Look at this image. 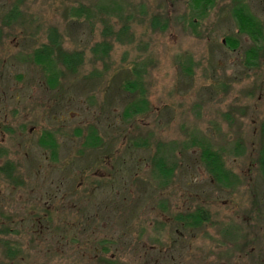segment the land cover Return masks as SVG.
Segmentation results:
<instances>
[{"label":"rangeland","instance_id":"374dc122","mask_svg":"<svg viewBox=\"0 0 264 264\" xmlns=\"http://www.w3.org/2000/svg\"><path fill=\"white\" fill-rule=\"evenodd\" d=\"M212 1L199 14L191 0H0V168L14 166L0 171V264H264V0ZM239 2L259 39L240 31ZM54 31L82 53L56 81L34 56ZM198 208L201 227L179 219Z\"/></svg>","mask_w":264,"mask_h":264},{"label":"trees","instance_id":"16d2710c","mask_svg":"<svg viewBox=\"0 0 264 264\" xmlns=\"http://www.w3.org/2000/svg\"><path fill=\"white\" fill-rule=\"evenodd\" d=\"M192 3L197 7L199 14H204L212 5V0H191ZM16 10V9H15ZM14 10V11H15ZM13 11V10H12ZM85 13L84 8L76 9L74 15L77 17L83 16ZM233 17L241 32L248 33L255 40L262 36L263 26L261 22L252 14L245 4L239 2L233 9ZM153 28H161L164 30L166 23H162L158 17L152 20ZM50 42L44 45L40 49L35 51V62L37 65L41 66L43 70L47 73L52 74V70L55 67L57 61H59L66 69L76 71L77 67L82 63V53L81 52H68L62 49L61 40L58 34L54 31L50 35ZM101 43L97 44L96 51L101 52V54L108 55L110 46ZM51 79L56 81L54 74L51 75ZM134 89H138V84L133 85ZM144 92V91H143ZM143 94V93H142ZM141 94V99L135 102L131 107L127 108L131 112L130 115H137L144 112L147 109V100ZM101 138L97 134L95 129L90 130V133L85 139V146H90L92 148H97L100 146ZM40 145L51 150V155L56 157L58 144L55 136L51 132H45L40 138ZM200 159L209 173L213 178L220 184H229L231 182V174L225 168L224 162L220 154L214 151L210 146H204L200 154ZM259 163L264 176V139L262 142ZM14 166L10 163L5 164L0 168L1 172L9 173L13 170ZM154 169L162 176L169 177L173 173V169L167 167L165 159L157 155L154 158ZM183 220L186 224L191 225L195 228L201 227L204 223L209 222L210 215L208 211L203 208H198L197 210L188 213L186 216L179 218Z\"/></svg>","mask_w":264,"mask_h":264}]
</instances>
